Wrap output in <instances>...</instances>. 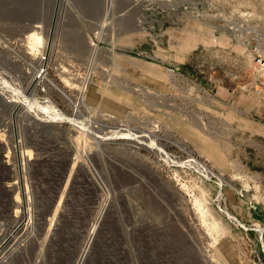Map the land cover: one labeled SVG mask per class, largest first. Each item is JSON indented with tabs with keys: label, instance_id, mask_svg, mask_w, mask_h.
Returning a JSON list of instances; mask_svg holds the SVG:
<instances>
[{
	"label": "rangeland",
	"instance_id": "obj_1",
	"mask_svg": "<svg viewBox=\"0 0 264 264\" xmlns=\"http://www.w3.org/2000/svg\"><path fill=\"white\" fill-rule=\"evenodd\" d=\"M41 68L78 113L51 84L33 101ZM0 77L24 112L49 97L164 146L67 117L37 130L0 99V264H264V0H0Z\"/></svg>",
	"mask_w": 264,
	"mask_h": 264
},
{
	"label": "bare ground",
	"instance_id": "obj_2",
	"mask_svg": "<svg viewBox=\"0 0 264 264\" xmlns=\"http://www.w3.org/2000/svg\"><path fill=\"white\" fill-rule=\"evenodd\" d=\"M107 21V20H106ZM75 31L77 32H75L74 34H71V33H69V34H66V35H68V36H70V40L68 41V42H70V43H72V46H73V42L74 41H77V42H79L78 40H80L81 38V40L83 41V43L86 45L87 43H90V42H88L87 41V35H86V32L84 31V29L80 26V27H76V29H75ZM97 34L99 35V37H100V35H102V34H100V31H98L97 32ZM50 35H51V32H48L47 31V34H45V36H44V33L42 32V27L40 26V25H38V24H36V25H33L32 23H31V25H29L28 27H26L25 29H24V31L23 32H21L20 33V36H22L23 37V39L25 40L26 38H32V39H38L39 40V38H40V36H42L43 37V40H44V37H45V43L47 42V45H45V47H44V50H45V52L47 53L48 51H50V48H49V44L51 43V37H50ZM27 40V39H26ZM26 40L24 41V42H26ZM82 41H80V42H82ZM77 42L75 43V46H73L72 48H71V50L72 51H75V52H79L80 54H82L81 53V51H82V49H81V47L82 46H77ZM79 42V43H80ZM91 45V44H90ZM93 45V44H92ZM20 48H22V47H20ZM83 48V47H82ZM89 48H90V46H89ZM95 49L94 50H92V51H94V53L95 54H98V51H99V47L98 46H96V47H94ZM16 49V48H15ZM23 51V50H22ZM91 51V52H92ZM24 53V52H23ZM22 53V54H23ZM93 53V54H94ZM41 58H44V57H41ZM91 61V60H90ZM39 73L34 77V79L31 81V83H29V88H30V91H29V96L30 97H33V101H38L37 100V98L35 97V95H36V93H35V91L33 90V88H32V86L30 87V85L32 84V83H39V85H43L44 86V89H45V93H46V91H47V89H46V87H48V88H50V90L49 91H52L53 90V88H51L50 86H49V84H51V85H53V87L55 88V89H57L62 95H63V97L64 98H66L69 102H71L73 105H74V112H77L78 113V111H80V109H79V104L81 103V101L82 100H76V101H72V98L67 94L68 92H66L65 90H62L60 87H59V85L52 79V78H50V77H48L46 74H45V68H41L40 69V71H38ZM88 77H85L82 81H83V83H82V85H81V88H82V86L84 85V83H85V81H87L86 79H87ZM65 79V81L64 82H66V78H64ZM19 80V79H18ZM78 84H80V83H78ZM77 84V85H78ZM74 85V84H73ZM76 85V84H75ZM42 86V87H43ZM87 86V85H86ZM70 87V86H69ZM79 87V86H78ZM87 89V88H86ZM11 89L9 88V87H7L6 86V84H4V80H2V78L0 77V99L1 100H3L4 101V103H5V105L8 107V108H10V110H11V114H13L14 113V111H16L17 110V112H18V110H19V112H18V117H20L21 115L22 116H24V114H28V116H30V117H32V119H31V123L32 124H34L35 126H34V128H36L37 130H40V129H42V128H45V127H47V126H49L50 124V122H52L53 120H64L63 118H65V117H67V119H68V122L71 124V125H76L75 124V122L76 121H78V122H80V123H83V122H85V123H87L88 125L87 126H89V128H90V130H96V131H98L99 130V128L101 129V128H103V132H101L102 133V135H97V137H99V139H100V137H102L103 139L104 138H109V139H114V138H116V137H122V135H118L117 133H120V134H125V133H127V134H125L127 137H130V139H134V138H137V139H139L142 135H144V136H146L147 137V139H146V144H145V142H144V140L142 141L145 145H146V147L147 148H149V149H151V150H153V151H159L160 153H162L163 152V150H164V146L163 145H160L161 143L159 142V140L157 139V137H153V138H151L150 136L148 137L147 135H145V134H142V132H143V130L142 129H139V130H137L136 129V131L137 132H141L140 134H136V132L134 133V135L133 134H131V133H133L132 131L134 130H130V132H129V129H124V131H126L125 133H121L120 131L121 130H123V129H120V127L119 128H116L117 130H114V128H111V130H108L109 129V127H111V125H109V124H107V122H105V121H101L100 122V119H99V121L98 120H92V119H90V118H88V117H86V115H84V114H82L81 115V113H79V117H77V118H75V117H71V116H65V115H63L58 109H57V105H55L54 103H52L51 102V100H50V98L48 97V99L46 100V102H43L42 101V104H43V106H42V108H44V110H42V112H44L46 115H42V114H39V112L37 111V113L36 112H33L32 110H31V108H30V110H28V109H26V111L27 112H24L23 110H21V108L19 107V106H16L15 105V103L16 102H21L22 100L24 101V98L25 97H23V95H18V98L16 99V97L14 96V98H13V96L12 95H14V94H10L11 93ZM83 92V91H82ZM81 92V93H82ZM16 94V93H15ZM84 96V95H83ZM82 97V96H81ZM81 97L79 98V99H81ZM45 99V98H44ZM27 101V100H26ZM85 105V104H84ZM87 106V105H86ZM85 106V107H86ZM88 108V107H87ZM32 109H34V108H32ZM82 109V108H81ZM89 109H91L90 107H89ZM89 109H87V110H89ZM91 111V110H90ZM83 112V111H82ZM94 113H95V111H93ZM23 113V114H22ZM93 113V114H94ZM96 114V113H95ZM39 115H41V116H39ZM92 116V114L90 115V117ZM95 116V115H94ZM105 116V115H104ZM26 117V116H25ZM96 117V116H95ZM78 118L80 119V120H78ZM29 119V118H28ZM66 119V118H65ZM10 122V121H9ZM13 121H11L10 122V125H11V127L13 128V123H12ZM15 123H16V120H15ZM55 123V122H54ZM18 124V123H17ZM21 124V123H20ZM98 124H106L108 127H105V126H99L98 128L97 127H95V126H97ZM121 124V123H120ZM78 125V124H77ZM76 125V126H77ZM94 125V126H93ZM123 125V124H122ZM82 127H83V125H81ZM114 126H118V125H114ZM125 126V125H124ZM17 127V126H16ZM49 127H52V126H49ZM59 127V126H58ZM80 128V127H79ZM15 129V128H14ZM18 129V128H17ZM75 129H76V127H75ZM98 129V130H97ZM27 130V129H26ZM80 131H81V128L79 129ZM84 130H86V129H84ZM83 130V131H84ZM64 131V130H63ZM79 132V131H78ZM82 132V131H81ZM89 132V131H88ZM99 132H100V130H99ZM91 133V132H90ZM93 133V132H92ZM82 133H80V135H81ZM84 134H85V131H84ZM99 134V133H98ZM79 135V134H78ZM86 135V134H85ZM90 135V134H89ZM128 135H130V136H128ZM140 136V137H139ZM82 137H83V135H82ZM84 138H86V137H84ZM83 138V139H84ZM96 138V137H95ZM94 138V139H95ZM98 139V140H99ZM142 139V138H141ZM144 139V138H143ZM97 140V139H96ZM95 141V140H94ZM76 142H78V141H76ZM97 145L96 146H98L99 147V145H100V142L98 141V142H95ZM184 147V148H186V145H184V144H180V147ZM24 147V146H23ZM22 148V147H21ZM78 152V151H77ZM88 153V152H87ZM81 154V153H80ZM19 155L21 156V165H23V164H26L27 163V161L28 160H31L32 159V152H31V150H27V149H22L21 150V152H19ZM86 157V156H85ZM176 157V156H175ZM7 158H8V156H7ZM177 158V157H176ZM87 160L86 161H88V158H86ZM186 160V159H185ZM187 162L188 163H190V164H193V166L195 167V168H197V169H199L200 171H202V172H204V174L207 176V177H210L211 175H212V173L210 172V170H208V168L206 167V165H204L203 164V162L200 160V159H198V158H195V157H191V158H188L187 159ZM8 163V162H7ZM23 183V182H22ZM20 184V183H19ZM14 185H7V188H10V187H13ZM19 188H21L22 189V194H23V198H24V203H23V207L25 208V213H26V215L27 216H30V213L29 214H27V212L28 211H30L31 212V206H32V204H33V199H32V197L30 196V189H28V187L25 185V184H23V185H21L20 184V187ZM220 197H221V195H220ZM221 199V198H220ZM20 206H22V205H20ZM224 212H225V214H227V216L232 220V221H234V222H237V219H235V217L230 213V212H228L227 210H224ZM28 220H29V217H28ZM29 226V223H22L21 224V226H20V231H19V233L20 232H25V227H28ZM0 256H1V249H0Z\"/></svg>",
	"mask_w": 264,
	"mask_h": 264
},
{
	"label": "crops",
	"instance_id": "obj_3",
	"mask_svg": "<svg viewBox=\"0 0 264 264\" xmlns=\"http://www.w3.org/2000/svg\"><path fill=\"white\" fill-rule=\"evenodd\" d=\"M117 57H118V56L116 55V58H117ZM89 96H90L89 98H92V97L94 96V91H91L90 94H89ZM104 100H107V99L103 98V101H104ZM105 105H106V103H105Z\"/></svg>",
	"mask_w": 264,
	"mask_h": 264
},
{
	"label": "built area",
	"instance_id": "obj_4",
	"mask_svg": "<svg viewBox=\"0 0 264 264\" xmlns=\"http://www.w3.org/2000/svg\"><path fill=\"white\" fill-rule=\"evenodd\" d=\"M261 59H262V57L260 56V58L258 59V61L260 62Z\"/></svg>",
	"mask_w": 264,
	"mask_h": 264
}]
</instances>
